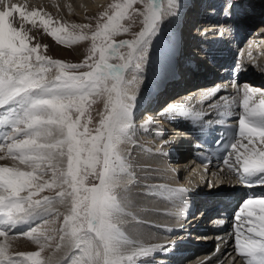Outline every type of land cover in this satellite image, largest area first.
Segmentation results:
<instances>
[{
  "label": "snow or ice",
  "instance_id": "snow-or-ice-1",
  "mask_svg": "<svg viewBox=\"0 0 264 264\" xmlns=\"http://www.w3.org/2000/svg\"><path fill=\"white\" fill-rule=\"evenodd\" d=\"M135 2L136 0H127L123 5H116L115 15L108 16L105 13L108 22L91 36L94 42L92 52L99 53L98 60L91 64H88L87 60L84 64L50 61L47 57L39 55L38 45L29 46L23 25L25 21L35 24V17L40 13L38 11L26 13L19 4L11 3H7L6 10H0V106L18 101L21 109L18 110L17 107L12 109L14 118L6 121L10 122L14 129L11 137L14 142L8 145V151L11 153L17 150L21 163H28L32 169L23 171L19 168L0 167V225L15 228L40 216L42 212H49L53 198L44 196L42 199H33V197L44 189L68 184L72 189L71 192L58 193L60 197L72 198V213L64 220V236L61 239L69 248H80L82 244L85 245L83 252L86 255L97 249L96 242L99 241L107 253L105 264H125L122 257L115 255V243L121 240V233L118 225L112 222V216L120 208V204L113 194L112 180L118 169L123 171L126 168L125 159L118 152V145L131 126L125 123L129 111L120 88L121 69H126L129 65L109 63L108 52L113 49V43L97 46L95 41L97 38L105 42L110 41L112 35L122 27L120 20L123 19L125 11ZM5 4L6 0H0V5ZM16 13L19 14L20 27L14 26L13 23ZM150 20L151 23L139 33V39L121 42L128 45L132 53H136L137 49L140 50L138 60L144 58L141 46L148 43L147 37L155 30L157 19L150 17ZM41 23L48 27L50 21L43 19ZM51 35L62 44L88 39L87 35L70 32L64 26L53 28ZM34 53H36V64L32 62ZM121 59L125 57L122 56ZM45 63L54 64L58 68V74L54 78L49 79L46 75L50 69L44 66ZM85 65L91 70L77 71ZM137 65L139 66V63ZM109 80L114 81L110 88L107 87ZM102 85L110 96L114 94L115 99L106 119L100 121L97 134L92 135L87 124L81 126L79 118L74 119L72 113L75 110V113L83 116L86 101ZM220 90L214 88L212 93L215 94ZM36 92L43 94L33 96ZM249 99L250 96L246 92L243 99L245 114L239 119V136L247 138L251 143L252 137L256 135L264 140V101L256 107H250ZM81 127L83 131H80ZM18 133H23L27 138L15 139ZM53 140L54 143L50 142ZM237 143H233L231 147L236 149ZM64 145H67L68 156L67 179L64 178L65 174L61 168L65 156ZM243 147L247 149L248 146L243 145ZM84 153L87 154L86 159L82 158ZM101 156H103V171L99 176V184L94 183L91 187H84L79 175L80 166H87L91 169L89 175H95L96 168L101 163ZM235 163L240 164L245 177L252 178L251 183L264 185V151L249 149L248 152L237 154ZM45 164H48L52 171V182L43 179L47 171ZM229 167H233L230 162ZM37 170L39 176L36 174ZM25 191L27 195H21ZM254 205L259 206L261 214L255 221L251 219L247 221L252 225L246 228L250 235L245 239L236 235L235 240L239 253L247 255V264H264V199H249L244 203L241 213L246 209L248 217L255 216ZM234 220L242 221V218L238 215ZM92 233L94 236L90 235ZM6 235L5 231H0V236ZM28 235L39 240L41 237H47V230L41 231L38 227H33ZM5 250L6 245H0V264H45L40 258L43 248L33 253L21 254L24 260L16 262L10 258L5 259ZM97 257L98 252H95L94 256L89 255L91 264H96ZM146 257L147 254L143 252L140 258ZM132 261L133 257L127 258V264H131ZM72 264H81V262L74 258Z\"/></svg>",
  "mask_w": 264,
  "mask_h": 264
},
{
  "label": "rangeland",
  "instance_id": "rangeland-1",
  "mask_svg": "<svg viewBox=\"0 0 264 264\" xmlns=\"http://www.w3.org/2000/svg\"><path fill=\"white\" fill-rule=\"evenodd\" d=\"M81 1L80 7H77L75 6L76 4L73 3V0H64L62 4H53L50 3L52 1L49 0H6L5 5H0V10H6L7 3H11L13 5L19 4L25 9L26 13L31 11H38L40 13L39 16L35 17V24L25 21L23 25L28 37L27 42L29 46L36 47L38 45L37 52L39 55L47 57L50 61L59 60L68 64H84L87 60L88 64H91L99 58L98 52L95 54L92 52L94 43L91 39L92 34L102 29L103 24L108 22V16L115 15L117 11V8L115 7L116 5H123L127 3V0ZM161 1H163L162 5L157 3V0H136V2L125 11L123 19L120 20L122 27L112 35L111 40L105 42L100 38H97L95 41L97 46H106L108 42L113 43V49H110L108 52L109 63H128L129 66H127L126 69H121L124 73L121 75L120 88L123 92L124 102L127 104L128 110L133 111V113L138 110V99L147 94L151 87L157 85L156 82L158 81L157 78L159 77L160 66H163L161 63H163L162 61L166 58L163 45L166 42H169L168 34L170 31L168 28L171 26L173 18L172 11L174 10L173 7L175 5L172 7V3L174 4L173 0H160V3ZM174 1H178L177 4H180V0ZM36 6L39 8L36 9ZM156 6L159 11L156 10ZM137 9H139V12H137ZM153 11L159 12V15H157L156 27L153 33L147 37L148 43L141 46L144 58L138 60L137 57L140 54V50L137 49L136 53H132V49L121 42L124 40L139 39V33L145 30L148 23H151V20L149 19ZM105 13H107L108 16H106ZM43 19L50 21L48 27H45L43 23H41V20ZM13 23L14 26L20 27L18 13L14 14ZM61 26L66 27L68 31L75 32L76 34L83 33L88 36V39L76 41L75 43L70 42L62 44L51 35V30L53 28ZM124 29H127V31H124ZM35 55L36 53L32 54V62L34 64L37 63L35 61ZM122 56L125 57V59H121ZM137 63H139V66ZM44 66L50 69L46 74L49 79L54 78V76L58 74V68L54 64L45 63ZM89 70L91 69L87 65L81 69H77L78 72ZM163 71L164 68L162 72ZM162 76L167 78L166 74H163ZM162 80L165 79L160 78V81ZM112 83H114V81L109 80L107 82V87L110 88ZM42 94V92H36L33 93V96H40ZM158 95H161V92ZM240 96L244 98L245 93L241 92ZM114 99V94L110 96L107 89L102 85L99 89L94 91L86 101L84 115L79 116V114L75 113V110H73V118H79L81 126L87 124L91 134L95 135L97 134V129L100 128V121L106 119L107 114L110 113L111 104ZM16 107L18 110H21L19 108V102ZM89 120L91 122H89ZM10 129L9 134H12V130L10 131ZM80 131H83V127L80 128ZM146 133L147 136L143 135L138 127L128 128L127 132L123 135L122 142L118 145V152L124 157L126 168L123 171L118 169L114 175V178L122 179L127 176L128 173H133L138 178V180L135 181V184L133 182L132 185L129 184L128 186H124L128 188H113V194L117 197L120 208L113 213L112 222L118 225L121 236L133 243H136V240L138 239H145L148 235L153 238L167 236V234L160 232L156 227L149 225L147 223L149 221H146L143 217H140V225L136 222V218L134 219L132 217L134 214L142 215L145 212H149V214H153V212L154 214H161L164 209L154 208V205H156L154 199L156 200L155 197L157 195L162 197V195H160L162 193L168 196L166 192L169 191V188L159 186L158 184L160 180L170 182L172 177L170 174L172 166H170V169L166 166L168 159L161 154L160 151L151 153L147 150V146H154L156 139L151 132H148V130ZM141 136H145L148 140L142 139ZM25 138L27 137L23 133H18L15 137V139ZM58 138L63 139V137ZM13 142L12 139L9 141L6 140L0 145V167H13L5 161V158L7 157L12 160H17V165L13 168H19V170L23 171H31L32 169L28 166V163H21L19 152L17 150L9 153L8 145ZM50 142L54 143L55 141L53 140ZM256 144L257 143L255 142L251 147L255 150L256 147H262L261 151H264L263 145L260 146ZM63 150L65 151V156L61 168L65 174L64 178L67 179V145L63 146ZM86 156L87 154L84 153L82 158L86 159ZM52 163L54 164L55 161ZM102 166L103 156H101V163L97 166L95 175H89L91 169L87 166H80L79 175L81 180H83L84 187H91L94 183L98 185L97 182L101 175ZM44 167L47 171L43 179L52 182V171L50 170V166L45 164ZM185 167V165H181L179 168L176 167V173H174L173 177H177L181 169H186L181 171L180 177L184 178V180L187 178L186 184H194L193 186H197L196 188L216 187L217 185H222L224 183V180L220 177L204 179V172L201 169L198 171L196 167L191 170L192 172H188L191 175L187 176L185 173L188 168ZM194 171L198 172L194 173V175ZM36 174L38 176L40 175L38 170ZM71 190L72 189L68 184H64L62 187L44 189V191L39 192L34 196L33 199H42L44 196L53 198L50 205L51 210L49 212H42L40 215L42 217L25 230L15 231L10 227L0 229V231H5L7 233L6 236H2L6 239L5 244H7L5 259L10 258L14 262L23 261L24 256L21 254L33 253L43 248L40 258L45 261V264H72L74 258L79 259L81 264H91L89 255L94 256L95 252H98L96 264H105L107 253L99 241L96 242L97 249L86 255L83 252L85 245L82 244L80 248H69L61 239V237L64 236V220L72 213V198L68 196L60 197L58 193L61 191L71 192ZM21 195H27V192H22ZM81 195H86V193H81ZM144 196L147 198L146 203L148 206L139 204ZM170 198L175 203H178L181 199L179 196H170ZM159 200L160 197H158V201ZM61 202L62 204L60 206L59 204ZM45 221H47V224H45ZM134 224L138 225L135 226ZM33 227H38L41 231L47 230V237H41L39 240L30 237L28 232ZM90 235L94 236V233ZM123 242H125V246H119V243ZM0 245H2V243ZM115 248V255L122 257L125 260V264H127V258L133 257L131 255L134 253L132 243L120 240L115 243Z\"/></svg>",
  "mask_w": 264,
  "mask_h": 264
},
{
  "label": "bare ground",
  "instance_id": "bare-ground-1",
  "mask_svg": "<svg viewBox=\"0 0 264 264\" xmlns=\"http://www.w3.org/2000/svg\"><path fill=\"white\" fill-rule=\"evenodd\" d=\"M12 1H15V0H12ZM35 1H38V0H35ZM49 1H52L50 3H53V4H55V3L62 4L64 0H60V1L59 0L58 1L57 0H55V1L54 0H49ZM81 2H82L81 0H73V3L76 4L75 6H77V7H80ZM263 2H264V0H261L260 3H259V6H258V11H260L259 13H262V15H264V3ZM157 3H159V4L162 5L163 4V1H161V3H160V0L159 1L157 0ZM253 3H255L254 0H249V4L252 5ZM38 4H39V2H38ZM224 4H225V8H227V10H228L230 8L229 7L230 2L227 1ZM174 5L175 4L172 3V7ZM38 8L39 7L36 6V9H38ZM185 8L187 9V6ZM222 8L225 10L224 7H222ZM156 10H158V8ZM182 10H184V9H182ZM187 12H188V10H187ZM187 12H186V15H187ZM157 15H159V12L153 11L152 14H151V17H156V19H157ZM182 15H183V12L181 11L180 14H178L177 17H175V23L177 24L176 25V28H178V25H180V21L182 19L181 18ZM255 16L256 15H253V14H250V15L247 14V15L239 16L238 19H237V21H238L237 23H243V24H246V25H248V24L249 25H255L256 23H258L259 24L258 27H264L263 22H257ZM222 24L223 25H227V24H229V22L225 20V21H222ZM204 25L205 24H203V23L202 24L199 23L196 27L200 26L199 29H202ZM183 27H184V25H181V28H183ZM204 33H207V31L204 32ZM255 39L256 40H259V43H257L258 45L264 46V33H262V35H258L257 38L252 37V39L250 40V44H253L254 45V42H251V41H253ZM177 47H178V45L176 44L175 47L170 51V53L168 55H166V58L163 60L164 61V65L163 66H167L166 68L163 67L164 68V71L163 72H162L163 68L160 66L159 79H158V81H160V78L165 79V80L160 81L159 84L161 83L163 85V84L167 83V80H169L171 78V74H172V73H169L170 74L169 75L168 74V71H171V70L174 71L175 70V67L173 66V64H174V58L173 57L175 56V53L176 52L174 53V51H175V48H177ZM249 49H250V47L245 46L242 42L241 43H238L235 47L228 49V52H227L228 59L233 58L235 55L240 56V58L238 59V63L236 64V66H239V63L240 62H243L242 61L243 60V56L245 55V53ZM249 53H251V52H249ZM263 61H264V53L263 52H262V54L256 55V58L254 59V62L258 66L256 68L258 70V72L264 69V63H263ZM171 66H173V67L171 68ZM247 67H251L250 66V63L247 64ZM186 71L188 72L190 70L187 69ZM235 71H238V70L236 69ZM123 73L124 72L121 70V75ZM251 73H253V75L255 74L253 71ZM163 74H166L167 78L164 77V76H162ZM177 79H180V75H178ZM261 79L264 80V75H261L258 78L255 77L254 79H248V78H245V77H241L240 76V77H238V83L237 84H233L235 87L240 88L239 91L244 92V93L247 92L249 94V96H250L249 101L250 102L257 101V100L260 101V102H257L256 104H253L252 107H256V106L260 105L262 101H264V90L261 87L260 88H257L258 85L255 84V82H257V81H259ZM174 81H176V80H174ZM186 81H187L186 79L185 80H182V84L184 82H186ZM201 85H204V84L202 83V84H197L196 86H189V87L186 88L187 90H183L181 93L177 94V96H173L172 98H170V99H174L175 97H177V99H175V100L177 102H179V106H178V108H176V110L179 111L178 113H181L182 114L185 111V109H186L185 106L187 104L193 105V104L196 103L195 101H199L198 104L193 105V107H195L194 108V112H195L194 114L195 115L199 114L200 113V110H205L206 109V106L209 107L210 105H213V103H211V104L209 103L210 100L208 102L203 101L204 99H208L210 96L213 95L211 89H207V93H206L205 96H204V93L201 92V90H195V87H197V86L203 87ZM155 87H158V85H155ZM195 91H197L196 95L192 96L193 98H191L190 100H187V97L190 96L191 94H193ZM234 91L236 92V89ZM181 95H183V96H181ZM237 96H238V94H236L233 97H231V94L230 93L229 94L227 93V94H223V95H221L219 97H217V96L214 97V101L223 102V100H224V101H227L228 103H230V101L235 100L237 98ZM165 97H167V96H165ZM17 103H18V101L17 102H14L13 104L10 102L8 105L0 106V115L6 113L7 112L6 109H9L10 107H14ZM165 104L168 107H170V106L172 107L175 103H170L169 101H166ZM250 104H252V103H250ZM132 116H133V113L131 111H129V115H128L126 121H125L126 124H131L132 123L131 122ZM163 117H164V115H161V117H152L151 114H150V112H147L145 114V116L143 117L144 120L141 122V126H142V128L144 130H140V132L143 135H146L147 133H146V130L145 129L148 128L150 126V124L151 125H154V122H155V123H157V125L156 126H153V127H155V129L152 130L151 133L155 137L156 141H157V138L159 140H162V139L164 140V138L162 136V133L164 131V128H163V123L164 122L162 120ZM165 122H167V120H165ZM158 123H160L161 125L160 124L158 125ZM185 129L184 130H181V129L176 130L174 137L177 138V139H180L181 138L183 140L185 138L186 134H187V132H186L187 130H185ZM10 131H11V129H10ZM168 133L169 132L167 130L166 136H168ZM54 135H55V131H54ZM143 137H145V136H142L141 138H143ZM12 141H13V139H12ZM256 141L257 140L255 138H253V137H252L251 143H249V140L247 138H241L240 136L237 138L236 143L239 142V143H237V148L236 149L233 148L232 151H231V153H230V155L224 160V165H225V167H227V170L228 171H224L223 173L228 176L227 178H229L230 181H231V178H233L234 172H235L236 167H237L236 166V163H235V157H236V155L237 154H240V153L248 152L249 149H254L251 146H252V144H255ZM256 143L258 145H260V146L261 145L264 146V141H260V142H256ZM259 143H261V144H259ZM158 144H159V142H157L153 147L157 148L158 147ZM243 145H247L248 146L247 149L244 148ZM147 147H148L147 150H149L150 152L153 151V147H150V146H147ZM261 148L262 147H256V150L261 151L262 150ZM5 159H6L5 161L7 163L11 164V166L16 167L17 160H15V159L12 160V159L7 158V157ZM186 161L187 160H174V161H171V162H167L166 166H168L169 169H170V166H172V170L170 169V174L172 175V177H171V182L172 183H174V182L177 181L176 177H173L174 173H176V167L179 168L181 165L182 166L183 165H186ZM229 162L233 164V167H229ZM238 165L240 166V164H238ZM195 167L199 171L202 168V165L201 164H198V163H193V164L192 163L191 164L189 163V164H187L185 168H188V170L186 171L185 175H187V176L188 175H191L188 172H192L191 170L194 169ZM182 170H186V169H181V171ZM181 171H180V173H181ZM198 171H194L193 174L194 173H197ZM209 172H211V171L209 170ZM212 172H215V170H212ZM212 172H211L212 176L213 177H216L215 175H217V174H215V173L213 174ZM180 173L178 174L179 177H180ZM205 175H203V176H205ZM173 179H175V180H173ZM131 180H132V177L130 175H128L126 178H122V179L113 178L112 183L114 185V188H123L124 186H128L129 184L132 185L133 183H130ZM186 181H187V178L185 179V182ZM199 181H201V180H199ZM134 184H135V182H134ZM193 185H191V186L192 187H197V186H193ZM124 188H128V187H124ZM169 188H170V192L169 191H167V192L165 191L166 194L168 195V197H170V196L174 197V196L178 195V194L174 193L173 190H171V189H176L175 186H174V184H171ZM258 193L264 194V190L263 191H258ZM202 194H205V192H202ZM160 195H162V197L157 195L155 197L156 200L154 199V201L156 203V205H154L155 206L154 208H159V209L161 208L162 210L164 209V211H162L161 214H158V213L154 214V212H153V214L152 213L149 214V212H145L142 215L134 214L133 218L135 219V217H137L136 218V220H137L136 222H138L139 225H140V222H141L139 220L140 217H143L144 219H146V221H152V222H157L159 220H162V221H170L171 220V213L176 212L177 214H179L178 211H179V208L182 205L181 203L184 200H186V198L187 199L188 198H191V196L187 195L183 199L182 202L177 203L175 206H172L173 204L168 200V198L165 195H163V194H160ZM178 196H180V195H178ZM158 197H160V200L159 201H158ZM146 200H147V198H145V196H144L142 198L141 202L139 201L140 202L139 204H143L144 206H148L147 203H146ZM61 204H62V202L59 205L61 206ZM151 206H152V204H151ZM254 211H255V216H253V217H248L247 216V210L246 209L244 210L243 213H241L239 211H228V214H229L228 215V218L233 219L232 221H234L239 226V230L242 231V232H244L246 234V235H244L243 233L240 234L239 236H240L241 239H245L247 236L250 235L246 231V228L251 227L252 225L251 224H248L247 221L249 219L255 221L256 220V217H258L261 214L260 213V210H259V206L254 205ZM162 214H163L164 217L162 216ZM238 215L241 216L242 221H236V220H234V217L235 216H238ZM34 219H36V217H34L31 220H34ZM31 220H29V222ZM21 225H23V224H21ZM21 225L16 226V228H20ZM134 225L137 226L138 224H134ZM1 226H3V225H0V227ZM220 234L222 235L221 242L223 244L221 245V248H220L219 253L217 255H215L214 258L199 263L200 257L203 256V255H205L207 253L206 250H200L198 253H196V254L192 255L191 257H189L188 259H186L184 261V263H187V264H243L246 258L242 254L239 253L238 247H237V242L235 240V235L232 233L231 228L228 227V225H227L222 231H220ZM206 235H211V234H206ZM151 238L152 237L148 235V236L145 237V239H142V240H151ZM205 238H210V237H205ZM200 239H202V238H200ZM5 240L6 239H4V237L0 236V244L2 243V245H6L7 246V244H5ZM119 246L124 247L125 244L124 243H119ZM141 254L143 255V252L142 253H137V254H131V255L133 256V259H134V258H137ZM195 257L197 259H195ZM133 262H134V260H133Z\"/></svg>",
  "mask_w": 264,
  "mask_h": 264
}]
</instances>
